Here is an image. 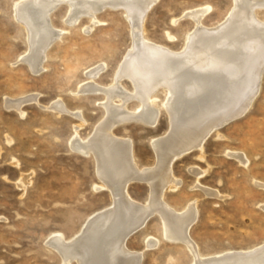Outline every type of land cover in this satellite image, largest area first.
<instances>
[{
    "label": "rangeland",
    "instance_id": "1",
    "mask_svg": "<svg viewBox=\"0 0 264 264\" xmlns=\"http://www.w3.org/2000/svg\"><path fill=\"white\" fill-rule=\"evenodd\" d=\"M19 1L0 0V264H64L51 247L53 234L75 236L89 217L112 207L114 200L98 176L94 157L70 146L76 126L79 135L88 139L105 117L104 93L82 92L81 85L90 80L88 73L104 67L95 82L111 89L134 46L132 25L124 9L112 8L101 11L92 28L87 15L69 25V0H58L51 19L62 36L48 49L43 69L35 72L22 60L29 45L15 18ZM234 3L158 0L147 13L145 34L153 42L182 51L187 33L195 26L187 12L208 7L203 22L213 26L229 16ZM257 12L264 20V8ZM260 83L244 115L212 132L203 150L193 149L172 164L178 183L166 188L164 199L178 210L196 200L197 218L189 232L207 255L264 243V187L259 185L264 183V74ZM118 85L128 92L135 89L127 77ZM34 95L37 100L25 102L21 110L7 106L9 99ZM157 95L162 103L164 90L159 88ZM58 100L70 112L51 108ZM127 104L134 110L140 102L132 99ZM71 112H79L85 122ZM160 114L155 125L132 120L114 128L117 136L132 141L141 167H156L159 162L153 142L170 130L169 113L161 108ZM236 152L245 155L246 165ZM193 168L205 173L198 179ZM24 178L27 182L22 186ZM151 188L150 182L132 181L128 192L140 204H153ZM161 218L152 211L128 237L126 247L142 255L141 264H193L183 242L165 237Z\"/></svg>",
    "mask_w": 264,
    "mask_h": 264
},
{
    "label": "bare ground",
    "instance_id": "2",
    "mask_svg": "<svg viewBox=\"0 0 264 264\" xmlns=\"http://www.w3.org/2000/svg\"><path fill=\"white\" fill-rule=\"evenodd\" d=\"M157 1L69 0V25L87 15L92 28L104 9H124L132 25L134 46L117 71L111 89L95 82L104 67L88 73L90 80L81 85V91L104 93L105 117L88 139L79 135L76 126L70 141L73 150L94 157L98 176L114 197L112 207L89 217L71 238L54 233L51 247L64 264L73 260L77 264H141L142 255L125 243L155 211L164 219L165 237L183 242L193 264H264V243L224 255L204 254L189 232L197 218L196 200L178 210L164 199L166 188L178 183L172 168L174 161L193 149L203 150L207 138L220 128V121L248 110L257 96L264 74V20H259L257 9L264 8V0H234L229 16L213 26L203 22L208 7L187 12L195 26L187 33L182 51L146 36L147 13ZM59 4L58 0H21L16 4L15 18L24 27L29 45L22 60L35 72L43 69L48 49L62 36L51 19ZM125 77L133 82V92L118 85ZM159 88L165 93L162 103L157 102ZM132 99L140 102L134 110L127 106ZM31 100H37V96L9 99L7 106L21 110ZM51 108L70 112L60 100ZM161 108L169 113L170 130L153 142L159 158L157 166L141 167L136 163L132 141L117 136L114 128L132 120L155 125ZM71 113L85 122L79 112ZM234 155L246 165L243 153ZM193 171L198 179L205 173L198 168ZM132 181L151 183L153 204H140L132 198L128 192ZM26 182L22 179L21 185ZM259 185L264 187V183ZM203 189L219 196L218 192Z\"/></svg>",
    "mask_w": 264,
    "mask_h": 264
},
{
    "label": "water",
    "instance_id": "3",
    "mask_svg": "<svg viewBox=\"0 0 264 264\" xmlns=\"http://www.w3.org/2000/svg\"><path fill=\"white\" fill-rule=\"evenodd\" d=\"M247 112V110L245 112H236L232 115H230L227 119H223L222 121H220V123L218 124V127H222L225 124L231 122L234 119H237L238 117H241L242 115H244Z\"/></svg>",
    "mask_w": 264,
    "mask_h": 264
}]
</instances>
